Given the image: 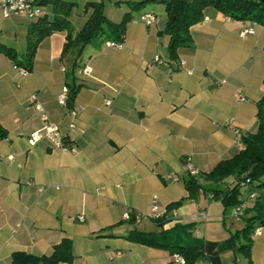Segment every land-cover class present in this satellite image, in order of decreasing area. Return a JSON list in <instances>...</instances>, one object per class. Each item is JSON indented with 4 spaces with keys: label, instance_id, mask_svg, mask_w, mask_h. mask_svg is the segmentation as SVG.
Listing matches in <instances>:
<instances>
[{
    "label": "crops",
    "instance_id": "1",
    "mask_svg": "<svg viewBox=\"0 0 264 264\" xmlns=\"http://www.w3.org/2000/svg\"><path fill=\"white\" fill-rule=\"evenodd\" d=\"M67 1L75 8L79 0ZM80 1L82 13L73 8L68 17L74 30L90 11L85 9L90 0ZM127 1L104 0L103 12L118 22L130 11ZM45 7L52 14L51 5ZM145 12L155 15L151 24L138 20ZM164 13L162 1H146L131 10L121 47L93 40L79 57L78 47L63 53L66 32L52 30L36 45L31 70L21 73L14 60L22 61L32 21L0 12V43L17 53L13 59L0 50V123L6 131L0 138V264H8L18 250L50 254L64 237L72 240L75 257L60 264H180L168 249L129 240L126 232L142 229L136 224L143 221L160 230L152 219L130 217L148 212L154 195L162 208L187 197L185 157L199 172L210 171L240 149L236 129L256 132L257 104L264 97V24L255 21L254 34L240 35L245 20L208 6L190 26L192 44L179 47L173 60L167 55L168 36L160 32ZM155 54L164 61L148 63ZM85 66L92 69L87 75L80 71ZM66 83L76 86L71 107L57 100ZM42 112L74 151L59 150L44 138L28 141L42 124ZM169 173L181 177L172 182L165 177ZM246 186L248 193L264 191ZM211 195L183 200L163 229L192 222L193 235L208 242L212 254L215 242L230 234L225 214L233 217V207L228 213ZM201 212L205 219L193 216ZM259 228L260 234H252L253 264H264V225ZM239 254L223 250L221 264H244Z\"/></svg>",
    "mask_w": 264,
    "mask_h": 264
},
{
    "label": "trees",
    "instance_id": "2",
    "mask_svg": "<svg viewBox=\"0 0 264 264\" xmlns=\"http://www.w3.org/2000/svg\"><path fill=\"white\" fill-rule=\"evenodd\" d=\"M146 1L158 0H138L127 1L130 11L122 14L118 22L108 18L103 12L104 0H90L85 3V9H90L86 15V20L82 27L74 30L68 18L75 6L67 0H40V4L51 5L52 14L46 13L36 21L30 22L27 30L26 49L22 54V61L14 60L17 66L26 67L29 71L32 67L36 45L40 39L51 33L52 30L66 32V40L63 43V53L68 48L78 47V57L82 49L93 40L119 41L125 34L127 22L130 20L132 9H139ZM164 4L165 25L160 30L168 36L167 55L171 59L177 58V49L181 46L192 44L190 26L197 23L204 15L206 7H216V9L229 15L234 19L257 21L264 24V5L259 0H159ZM0 50L6 55L17 57V53L11 47L0 43ZM72 84V83H71ZM68 86L66 99L73 101L76 86ZM258 127L256 132L244 133L242 137L243 147L232 157L218 160V163L210 170L199 172L196 176L186 175L184 179L187 197L178 201L167 203L166 214L160 217H153L160 230L143 231L134 228L128 230L126 237L134 242L148 246L168 249L173 255L178 253L183 255L185 264H194L195 261L205 259L210 264H221L220 253L224 250L238 251L244 258V264H253L251 248L253 244L252 234L255 227L264 225V191L258 190L257 197L248 204L243 217L244 224L235 232H230L226 239L215 242L216 250L212 254L207 252L208 242L193 235V223H176L172 227L163 229V225L171 220L169 214L178 208L183 200L197 199L200 195L212 194L214 199H221L225 210L234 207L241 202L239 195L241 187L246 184L252 188L264 186L261 177L264 175V97L258 101ZM6 137V131L0 123V138ZM133 217V216H132ZM130 217L133 221L134 219ZM72 240L64 237L54 244L50 254L35 255L25 251H14L8 264H60L71 263L75 257L72 251Z\"/></svg>",
    "mask_w": 264,
    "mask_h": 264
},
{
    "label": "built area",
    "instance_id": "3",
    "mask_svg": "<svg viewBox=\"0 0 264 264\" xmlns=\"http://www.w3.org/2000/svg\"><path fill=\"white\" fill-rule=\"evenodd\" d=\"M44 5L40 4V0H0V12L3 17H9L11 14L13 15H24L26 19H29L30 21H36L37 18L43 17L47 11L43 8ZM138 20L151 24L155 20V15L152 13H142L139 14ZM255 21H249L246 20L245 27L241 29L240 35H246V34H254V25ZM105 45H109L110 47H116L119 48L123 45L122 40L119 41H111V40H105L103 43ZM163 56L155 54L151 60H148V63L150 64H160L163 62ZM180 67L184 68V61H180ZM185 69V68H184ZM189 69V68H188ZM186 69V70H188ZM91 67L90 66H85L80 71L84 74L87 75L91 72ZM21 73H25L28 71L26 67H20ZM219 81V80H218ZM223 81H219V83H222ZM240 91L235 92L236 97L239 100H242L244 96H242ZM67 95H68V86L63 85L62 90L60 94L57 97V100L60 104L66 105L67 101ZM36 98L35 94H31L30 97L28 98L29 101L34 102ZM110 103V99L105 101V104L108 105ZM35 108L38 110H42L41 105H35ZM69 113L72 116H76L77 112L75 109H70ZM41 119H42V124L41 126L34 130L32 133H30L28 141L31 142V144L37 143L41 138H44L45 140L49 141L53 147L58 148L59 150H66V149H71L74 151V148L72 145L67 143L64 140V135L61 132L60 128L57 126V123L55 121L50 120L46 114L41 113ZM241 131L236 129L234 134L236 136V143L238 144V147L244 148L243 142H242V137L243 134L240 133ZM9 158H12V156L9 155ZM182 166V173L189 175V176H196L199 174V170L194 166L192 162V158L190 156H187L181 161ZM180 173H169L166 174L165 177L168 178L169 181H178L181 176ZM257 193L254 191H251L247 195V199L241 200L240 203L237 205L235 204L234 207L231 209V214L233 217H236L237 220L243 219L245 216V210L249 204V201H253L257 197ZM212 196V195H211ZM153 202L150 207V210L148 212H142L139 211L133 215V219L136 222H139L141 218H146V219H153V217L157 218L160 216H163L166 214V208L160 207L158 204H156L155 198L156 196H153ZM205 212H201L200 214L193 213V216L195 218H203L205 219ZM129 217L128 212L125 213V218ZM84 219V215L80 214L77 216L78 221H82ZM260 226L255 227V230L253 232L254 235L260 234ZM183 255H180L178 253L173 254L172 258L175 262L180 263V264H185V259L182 257Z\"/></svg>",
    "mask_w": 264,
    "mask_h": 264
},
{
    "label": "rangeland",
    "instance_id": "4",
    "mask_svg": "<svg viewBox=\"0 0 264 264\" xmlns=\"http://www.w3.org/2000/svg\"><path fill=\"white\" fill-rule=\"evenodd\" d=\"M81 1L79 0L78 2H77V6L74 8V11L76 12V13H79V12H81L82 13V11H83V3H80ZM45 10H47V7H45V5H44V7H43ZM73 11V12H74ZM262 177L264 178V175H262ZM242 189H241V194L239 195V197L241 198V200H245V199H247V195H248V186H246V187H241ZM254 189L256 190V188L254 187ZM247 191V192H246ZM253 201H251L250 203H252ZM227 211H228V213L230 212L229 211V209H227ZM225 222L227 223V227L229 228V231L230 232H235V229H240V227H242L243 226V224H244V220H241L240 222L239 221H237V219H236V217H230L228 214H225ZM231 222H233V223H231ZM128 223V222H127ZM136 227H138V228H142V230H146V231H148V230H153V229H155L156 230V227H155V224L153 223V224H151V222H147V221H143V222H141V223H139V224H136ZM240 255V254H239ZM239 259L243 262V260H242V255L241 256H239Z\"/></svg>",
    "mask_w": 264,
    "mask_h": 264
},
{
    "label": "water",
    "instance_id": "5",
    "mask_svg": "<svg viewBox=\"0 0 264 264\" xmlns=\"http://www.w3.org/2000/svg\"><path fill=\"white\" fill-rule=\"evenodd\" d=\"M264 5V0H259ZM66 104L71 107L70 99H67Z\"/></svg>",
    "mask_w": 264,
    "mask_h": 264
}]
</instances>
